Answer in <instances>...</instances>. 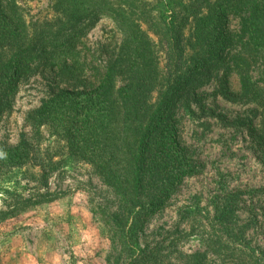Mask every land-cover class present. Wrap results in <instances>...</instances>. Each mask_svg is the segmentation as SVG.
Instances as JSON below:
<instances>
[{
	"label": "rangeland",
	"instance_id": "1",
	"mask_svg": "<svg viewBox=\"0 0 264 264\" xmlns=\"http://www.w3.org/2000/svg\"><path fill=\"white\" fill-rule=\"evenodd\" d=\"M194 1L147 0L153 15L164 13L168 6L180 10ZM15 2L32 34L42 26H60L67 8L84 14L97 1ZM93 16L85 21V33L75 38L74 49L59 58H73L77 63H70L72 71L51 65L50 55L47 61L41 58L30 64V74L17 80L1 100L6 107L0 115V148L15 147L22 135L28 147L23 164L7 165L0 157V264H114L118 258L126 264H264L263 84H256L258 96L249 100L213 95L225 74L221 67L201 89L205 109L195 103L178 109L181 144L200 164V171L184 178L165 208L147 220L136 238L128 240L138 246L132 255L112 237L111 225L106 223L105 214L118 210L115 194L92 163L70 150L63 135L64 121L45 123L38 134L26 122L27 112L60 91L72 92L79 100L92 94L94 71L115 57L122 39L112 18L104 13ZM192 26L188 19L182 33L188 55L193 51ZM228 27L236 31L237 21L230 18ZM141 29L153 42L158 65L165 71L160 37L144 22ZM248 74L251 81L258 80L259 67L251 65ZM122 83V76H116L115 88ZM227 86L231 98H236L240 90L236 73L228 76ZM156 96L153 91L151 102ZM248 121L251 134L245 125ZM230 193L238 194L237 220L222 229L213 218L214 205L216 200L222 204ZM240 226H244L242 234ZM236 235L242 237L238 242Z\"/></svg>",
	"mask_w": 264,
	"mask_h": 264
},
{
	"label": "trees",
	"instance_id": "2",
	"mask_svg": "<svg viewBox=\"0 0 264 264\" xmlns=\"http://www.w3.org/2000/svg\"><path fill=\"white\" fill-rule=\"evenodd\" d=\"M96 1L84 14L67 8L65 19L54 29L42 26L29 34L15 0H0V115L6 107L1 100L16 87L17 80L30 74L31 63L41 58L47 61L50 55L51 65L72 71L77 62L71 57L59 58L74 49L75 38L85 33V21L103 13L113 19L122 33L121 43L115 57L94 71L92 94L79 100L72 92L60 91L27 112L25 119L35 134L45 123L64 121L63 135L70 150L92 163L115 194L118 210L105 214L106 223L111 225L112 237L132 255L138 246L128 240L136 238L147 220L165 208L184 178L200 171V164L181 144L178 109L191 103L205 109L201 89L221 67L225 74L213 95L249 100L258 96L256 84L264 85V0H195L180 10L168 6L157 15L152 14L147 0ZM230 18L237 21L236 31L228 27ZM188 19L193 25L189 55L182 34ZM143 22L160 37L165 71L158 65L153 42L141 29ZM251 65L259 67L258 80L251 81ZM232 73L240 81L236 98H231L227 86ZM118 75L123 83L115 88ZM153 91L157 96L151 102ZM215 116L223 120L220 114ZM250 123L245 125L251 134ZM27 147L22 135L15 147L0 148L2 162L23 164ZM237 199L238 194L230 193L222 204L215 201L213 218L222 229L237 220ZM243 228L240 226V234ZM241 238L236 235V242ZM114 264L126 263L118 258Z\"/></svg>",
	"mask_w": 264,
	"mask_h": 264
}]
</instances>
